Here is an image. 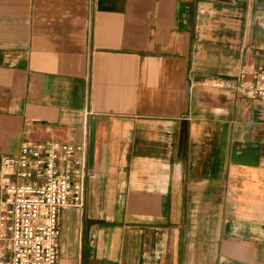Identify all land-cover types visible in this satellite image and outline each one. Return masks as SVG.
Listing matches in <instances>:
<instances>
[{
  "label": "crops",
  "instance_id": "1",
  "mask_svg": "<svg viewBox=\"0 0 264 264\" xmlns=\"http://www.w3.org/2000/svg\"><path fill=\"white\" fill-rule=\"evenodd\" d=\"M259 67L264 0H0V211L4 156L87 131L60 264H264Z\"/></svg>",
  "mask_w": 264,
  "mask_h": 264
},
{
  "label": "built area",
  "instance_id": "2",
  "mask_svg": "<svg viewBox=\"0 0 264 264\" xmlns=\"http://www.w3.org/2000/svg\"><path fill=\"white\" fill-rule=\"evenodd\" d=\"M224 87L225 80L205 81ZM235 88L264 99V67L241 69ZM87 131L78 142L25 140L17 156L2 159L1 183L6 192L0 211V240L9 255L0 264H60L62 211L85 205L89 175Z\"/></svg>",
  "mask_w": 264,
  "mask_h": 264
}]
</instances>
